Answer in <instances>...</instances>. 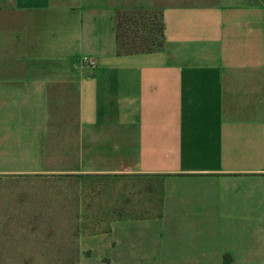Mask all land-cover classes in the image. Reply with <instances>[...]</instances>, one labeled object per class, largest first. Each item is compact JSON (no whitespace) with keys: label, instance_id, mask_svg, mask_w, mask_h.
Wrapping results in <instances>:
<instances>
[{"label":"crops","instance_id":"crops-1","mask_svg":"<svg viewBox=\"0 0 264 264\" xmlns=\"http://www.w3.org/2000/svg\"><path fill=\"white\" fill-rule=\"evenodd\" d=\"M135 11L162 46L120 54ZM87 225L103 264H264V0H0V264Z\"/></svg>","mask_w":264,"mask_h":264},{"label":"trees","instance_id":"trees-1","mask_svg":"<svg viewBox=\"0 0 264 264\" xmlns=\"http://www.w3.org/2000/svg\"><path fill=\"white\" fill-rule=\"evenodd\" d=\"M138 17H142V20L138 21ZM145 17H150L153 19V25H149V22H145ZM145 25L149 26V28L146 30H144ZM154 27H156V29H153ZM141 29L144 30L146 34L139 35L138 31ZM114 31L118 53L120 54L133 52L136 53L134 50L135 48L132 46L135 45V42L138 39V46H141L140 50H143L141 52L158 50L162 46V24L160 16L157 15L140 11L119 13L116 17ZM154 31H157V38L155 41L154 37L156 34L154 35L151 33ZM124 49H127V52L122 51Z\"/></svg>","mask_w":264,"mask_h":264},{"label":"rangeland","instance_id":"rangeland-1","mask_svg":"<svg viewBox=\"0 0 264 264\" xmlns=\"http://www.w3.org/2000/svg\"><path fill=\"white\" fill-rule=\"evenodd\" d=\"M138 21L142 20V17H138L137 18ZM136 19V20H137ZM145 22H149V25H153V19H151L150 17H145ZM155 23V22H154ZM115 26V25H114ZM138 26V25H137ZM149 26L145 25L144 30L148 29ZM153 29H156V27H154ZM144 30H140L138 31L139 35H144L146 34L144 32ZM115 33V31H114ZM154 35L156 34V36L154 37V41L157 38V31L151 32ZM140 37V36H139ZM139 40V39H138ZM138 40H136L135 45L132 46L134 47L136 52H141L143 50L141 49V46H138L137 42ZM132 50V49H131ZM124 52H127V49L122 50ZM118 52V49H117ZM60 235H63V233H58ZM78 232H72L71 236H78ZM100 236L99 232L96 231L95 229V225H87V232H86V250H84V252L82 254L79 255H62V256H55L54 260L55 263L54 264H103L105 261H103V257L102 256H98L95 255L96 253V248H95V237ZM82 237V234H81ZM46 256H26V257H22V256H17V257H11V263L10 264H17V262L15 260H18L20 263V260L25 259V263L27 264L29 261H34V260H44L46 259ZM28 259V260H27ZM102 260V261H101ZM40 263H42L43 261H39ZM229 262V257L228 256H221L219 257V264H227ZM35 263V262H34ZM21 264V263H20ZM37 264V263H36Z\"/></svg>","mask_w":264,"mask_h":264},{"label":"built area","instance_id":"built-area-1","mask_svg":"<svg viewBox=\"0 0 264 264\" xmlns=\"http://www.w3.org/2000/svg\"><path fill=\"white\" fill-rule=\"evenodd\" d=\"M82 66L87 68H94L96 67V60L90 57H82L81 59Z\"/></svg>","mask_w":264,"mask_h":264}]
</instances>
